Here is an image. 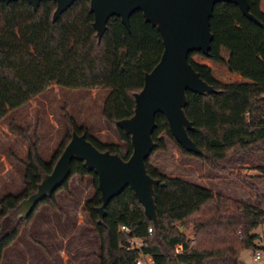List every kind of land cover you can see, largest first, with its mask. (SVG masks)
<instances>
[{"label":"trees","instance_id":"obj_1","mask_svg":"<svg viewBox=\"0 0 264 264\" xmlns=\"http://www.w3.org/2000/svg\"><path fill=\"white\" fill-rule=\"evenodd\" d=\"M247 1L251 14L264 24V0ZM90 8V0L76 1L53 22L57 9L53 0L42 1L37 11L25 0L10 4L0 0V121L9 111L26 105L54 85L66 90L106 89L111 92L104 104V119L116 128L120 143H100L64 107L67 133L51 159L45 161L37 135L33 138L29 128L11 122L9 129L28 146L29 153L28 161L21 162L23 191L7 195L0 202V260L6 249L19 240L22 230H27L40 206L46 205L64 216L56 194H69L71 182L78 176L93 179L95 192L83 212L90 217L100 240V264H136L139 253L122 247L132 236L148 238L146 251L153 256L154 264H241V251L256 249L258 236L253 232L264 225V210L180 178L170 179L151 165L154 154L167 150L162 134L173 140L183 155L198 158L221 173L225 172L221 163L229 156H252L264 151V28L231 3L215 7L211 18L215 39L210 56L202 52H191L189 56V64L218 91L205 95L187 92L184 110L193 124L189 137L201 154L186 151L173 138L166 117H156L157 129L152 136L155 145L146 168L160 181L154 187L158 228L130 187L111 199L105 208L106 217L99 222L97 208L102 206V197L97 175L75 158L63 186L40 202L29 218L19 222L14 219L22 201L37 191L44 176L53 172L74 131L101 152L110 151L124 161L132 155L131 137L116 124L134 115L135 95L142 91L145 75L162 58L163 38L138 11L130 18V30L121 19L110 18L100 43ZM237 178L245 189L261 198L249 177ZM178 224L193 228L195 247L191 248L190 239L176 227ZM121 226L133 233H122ZM149 228L153 229L151 236ZM180 243L185 252L176 255L175 247ZM44 252L48 255L46 249Z\"/></svg>","mask_w":264,"mask_h":264},{"label":"rangeland","instance_id":"obj_2","mask_svg":"<svg viewBox=\"0 0 264 264\" xmlns=\"http://www.w3.org/2000/svg\"><path fill=\"white\" fill-rule=\"evenodd\" d=\"M110 92L106 89L66 90L53 86L18 110L9 111L0 121V202L7 195L16 196L23 191L24 165L21 162L28 161L29 153L28 146L11 132L9 124L16 122L29 128L33 138L37 135L41 154L49 160L67 133L63 115L66 107L80 125L81 122L90 125L103 138V142L98 141L107 145L114 138L119 141L116 128L103 123V106ZM161 138L166 142L167 150L154 154L151 165L165 177L203 185L215 194L264 210V151L252 156H229L221 163L225 170L221 173L210 169L198 158L183 155L166 134ZM237 175L249 177L250 183L260 191L261 198L245 189ZM94 192L93 179L82 182L73 178L69 194L64 191L56 194L64 216L46 205L40 206L27 230L23 229L19 240L6 249L0 264H98L100 240L90 217L83 212L85 203L91 200ZM176 227L187 236L194 235L191 226L189 229L179 224ZM253 234L258 236L256 249L242 250L241 264H264V225ZM257 251L262 253L259 262L254 261Z\"/></svg>","mask_w":264,"mask_h":264},{"label":"water","instance_id":"obj_3","mask_svg":"<svg viewBox=\"0 0 264 264\" xmlns=\"http://www.w3.org/2000/svg\"><path fill=\"white\" fill-rule=\"evenodd\" d=\"M2 1L10 4L20 0ZM25 1L37 11L40 3L45 0ZM53 1L57 4L52 19L55 22L79 0ZM224 2L236 5L246 18L264 28V24L251 14L247 0H90V11L94 15V28L100 43L110 18L121 19L130 30V18L138 11L143 13L147 23L157 28L163 38L162 58L145 75L142 91L135 95L134 115L116 124L131 137L133 152L124 161L110 151L101 152L84 135L74 131L53 172L44 176L37 191L20 204V210L14 218L17 222L29 218L40 202L51 198L63 186L70 173L72 159L75 158L84 162L88 170H94L97 175L98 190L102 197V206L97 208L99 222L106 217L105 208L111 199L119 196L125 187H130L144 207L147 217L158 228L154 187L160 181L151 177L146 168L147 159L155 145L152 136L157 129L156 117L158 114L166 117L173 138L186 151L201 154V150L189 137L193 124L184 110L187 92L205 95L218 91L208 85L189 64V56L191 52H202L210 56L215 39L211 32V18L215 7Z\"/></svg>","mask_w":264,"mask_h":264},{"label":"built area","instance_id":"obj_4","mask_svg":"<svg viewBox=\"0 0 264 264\" xmlns=\"http://www.w3.org/2000/svg\"><path fill=\"white\" fill-rule=\"evenodd\" d=\"M122 233H130L132 234L133 231L127 226H121L119 229ZM153 233V229L149 228L148 236H151ZM190 239L191 248L195 247V240L193 236H188ZM148 238L144 236V238L132 236L127 239V242L122 246L126 251L129 252H138L139 258L136 261V264H154V259L151 254H149L146 249L147 247ZM176 255L183 254L185 252V246L182 243L175 247ZM262 257V253L257 251L254 255V261L259 262Z\"/></svg>","mask_w":264,"mask_h":264},{"label":"crops","instance_id":"obj_5","mask_svg":"<svg viewBox=\"0 0 264 264\" xmlns=\"http://www.w3.org/2000/svg\"><path fill=\"white\" fill-rule=\"evenodd\" d=\"M54 86H56V85H54ZM80 91V90H79ZM89 91H95V90H89ZM110 95V94H109ZM108 98V97H107ZM106 101V100H105ZM104 107V106H103ZM21 108V107H20ZM18 110V109H17ZM74 117V116H73ZM75 119V118H74ZM75 121L77 122V124L79 125V126H82V127H86L88 130H90V133L97 139V140H100L101 142H103L102 141V139L100 138V135L98 134V132H94L93 130H92V127H90V125H88V124H86V123H84V122H81V125L78 123V121L75 119ZM103 123L104 124H107V125H109L108 123H107V121H105V119H104V115H103ZM110 126V125H109ZM102 137V136H101ZM63 140V139H62ZM61 140V141H62ZM110 144H119V141H118V139L117 138H114V140L113 141H111V142H109ZM41 148L42 147H40V155H41V157H42V159L43 160H45L44 158H43V154H41ZM29 152V151H28ZM52 156H53V154H51ZM45 156V155H44ZM51 156V157H52ZM51 157H50V159H51ZM49 158V157H48ZM49 159V160H50ZM45 161H48V160H45ZM74 178H79V179H81V181L82 182H86V180H87V178H84V179H82V178H80V177H78V176H75ZM90 179V178H89ZM202 187H205V188H207L206 186H203L202 185ZM208 189V188H207ZM254 206V205H253ZM255 207V206H254ZM101 254V253H100ZM99 259V258H98ZM98 264H100L99 263V260H98Z\"/></svg>","mask_w":264,"mask_h":264}]
</instances>
